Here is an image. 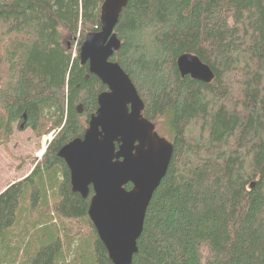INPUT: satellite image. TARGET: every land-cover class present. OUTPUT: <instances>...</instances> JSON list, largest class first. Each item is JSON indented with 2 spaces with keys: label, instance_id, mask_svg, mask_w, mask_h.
Returning <instances> with one entry per match:
<instances>
[{
  "label": "trees",
  "instance_id": "16d2710c",
  "mask_svg": "<svg viewBox=\"0 0 264 264\" xmlns=\"http://www.w3.org/2000/svg\"><path fill=\"white\" fill-rule=\"evenodd\" d=\"M104 1L0 0V147L16 128L56 131L0 194V264H113L88 215L93 191L74 193L58 157L107 91L80 61ZM115 32L112 61L174 145L132 264H264V0H129ZM187 54L211 83L182 77Z\"/></svg>",
  "mask_w": 264,
  "mask_h": 264
},
{
  "label": "water",
  "instance_id": "95a60500",
  "mask_svg": "<svg viewBox=\"0 0 264 264\" xmlns=\"http://www.w3.org/2000/svg\"><path fill=\"white\" fill-rule=\"evenodd\" d=\"M128 2L105 0L101 30L85 38L81 64L89 66L107 91L98 97V110L83 138L58 154L69 168L72 191L84 199L93 191L88 215L113 264H132L138 254L148 208L174 153L173 143L144 117L145 103L131 77L112 61L122 47L115 30ZM178 68L183 78L203 83L215 78L212 69L191 54L179 58Z\"/></svg>",
  "mask_w": 264,
  "mask_h": 264
},
{
  "label": "rangeland",
  "instance_id": "374dc122",
  "mask_svg": "<svg viewBox=\"0 0 264 264\" xmlns=\"http://www.w3.org/2000/svg\"><path fill=\"white\" fill-rule=\"evenodd\" d=\"M157 131L167 137L162 131ZM55 136L56 131L39 139L31 129L20 131L16 128L10 142L0 147V194L33 172L36 161L43 159Z\"/></svg>",
  "mask_w": 264,
  "mask_h": 264
}]
</instances>
